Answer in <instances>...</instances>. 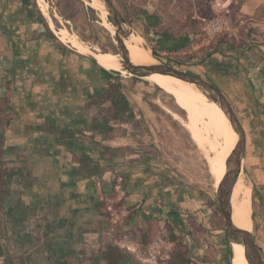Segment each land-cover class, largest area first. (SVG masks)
Masks as SVG:
<instances>
[{"label": "crops", "instance_id": "1", "mask_svg": "<svg viewBox=\"0 0 264 264\" xmlns=\"http://www.w3.org/2000/svg\"><path fill=\"white\" fill-rule=\"evenodd\" d=\"M0 29L5 48L0 59V188L7 190L0 213L11 221L14 264L74 262L82 232L97 228L92 220L117 201L122 204L115 210L120 213L123 207L126 215L116 222L136 213L124 230L162 208L188 206L190 197L181 191L178 178H172L174 173L159 166L156 155L134 147L130 123L110 120L115 129L126 131L105 135L93 127L85 105L100 92L105 78L92 59L62 51L46 36L31 0H0ZM254 56L256 64L261 55ZM210 64V70L220 66L226 73L230 67L238 73L244 111L261 121L258 141L255 137L246 158L264 196V92L252 85L248 62L230 65L221 59ZM132 103L135 114L143 110L137 100ZM100 146L110 150L101 153ZM125 146L132 150L121 149ZM118 176L123 178L122 196L115 190ZM112 185V195L103 192V186ZM198 205L197 201L194 208ZM104 229H98L101 235Z\"/></svg>", "mask_w": 264, "mask_h": 264}, {"label": "rangeland", "instance_id": "2", "mask_svg": "<svg viewBox=\"0 0 264 264\" xmlns=\"http://www.w3.org/2000/svg\"><path fill=\"white\" fill-rule=\"evenodd\" d=\"M47 1L51 5L50 26L52 23L55 27L53 21L55 17L60 27L75 31L90 46L100 50L113 49L117 52L115 35L104 26L99 10L90 7L84 0ZM113 2L125 19L131 22L134 35H141L148 47L153 46L157 40L149 38L144 32L142 18L137 15L142 10L155 15L152 21L156 22L154 28L158 32L169 33L175 37L189 34L190 43L185 48L179 51L157 49L159 58L180 70L199 74L215 85L219 84L220 86H217L232 104L246 132V151L242 164L246 174L243 173L241 178L248 182V175L252 182L251 232L264 254V196L254 183L249 158H246V154L252 151L255 137L258 141L256 130L258 131L257 127L261 121L257 117L255 119L248 117L249 111H244L242 105L244 86L236 81L238 73L230 67L226 73L220 72V66L210 70L211 61L216 63L223 59L230 65L241 64L247 62L248 53L258 54L259 49L264 52V0H113ZM214 17L226 21L229 28L215 33L210 38L205 27L207 21ZM107 23L115 29L109 19ZM122 27L123 33L127 35L129 27L124 24ZM218 37H222L223 42L216 45ZM63 44L70 49L69 51L89 58L74 49L77 48L74 44ZM250 71H253L252 68ZM113 75L121 80L129 100L131 102L137 100L143 105V110L135 114L140 117L135 118V121L141 119L142 122L132 123L130 128L135 138L134 147L144 149L149 155H156L159 166L174 173L172 178H178L182 186L181 191L187 192L190 199L188 206L176 207L181 209L185 222V227L180 233L177 232L181 236L180 242L172 240L169 236L170 219L167 217L169 207L160 209L159 214L146 218L127 230L123 229L124 221L114 222L110 217L111 225L105 227L102 235L103 241L105 240L110 247L111 264L122 263L129 255L130 264H170L178 251H184L189 255L191 259L189 264H224L225 254L220 239L225 234V225L212 177L219 166L207 163L205 152L193 142L185 127L170 114L168 110L184 116L185 111L177 106L169 92L166 93L142 77L124 76L119 71L113 72ZM234 89H239L240 92L236 94ZM261 127L262 132L264 128ZM163 176L169 179L166 174ZM194 200L200 204L196 208ZM10 228L11 221L6 219L4 213H0V245L5 248L10 264H14Z\"/></svg>", "mask_w": 264, "mask_h": 264}, {"label": "bare ground", "instance_id": "3", "mask_svg": "<svg viewBox=\"0 0 264 264\" xmlns=\"http://www.w3.org/2000/svg\"><path fill=\"white\" fill-rule=\"evenodd\" d=\"M84 1L89 6L100 11L104 26L111 34H114L115 29L108 26V12L103 2L100 0ZM36 2L39 9L50 23V3L47 0H36ZM50 28L54 29L55 34L62 42L74 44L77 47L74 49L78 52L92 54L97 63L105 69L109 71L117 70L124 76L132 75L122 67L120 63L121 56L119 54L90 46L73 30H68L63 27L57 28L54 27L52 23ZM123 39L129 52V57L134 64H152L160 62L159 58L152 55L150 47L145 45L141 35H134L132 31L127 33ZM143 79L157 85L166 93L169 92L176 101L177 106L182 107L185 111L184 116H182L174 111L168 110L189 132L193 142L205 152L207 163L219 166L212 176L213 184H215L214 187H217L219 181L225 174L226 159L234 149L238 140V133L233 129L232 124L222 108L214 100H211L207 94L194 83L181 80L175 76L154 72L144 76ZM243 173L246 174L244 171L240 172L232 189V220L236 226L247 232H251L253 229V210L250 197L252 182L248 175V182L244 181L243 178H241ZM231 248L232 264H248L245 255L246 250L242 244L232 241Z\"/></svg>", "mask_w": 264, "mask_h": 264}, {"label": "trees", "instance_id": "4", "mask_svg": "<svg viewBox=\"0 0 264 264\" xmlns=\"http://www.w3.org/2000/svg\"><path fill=\"white\" fill-rule=\"evenodd\" d=\"M33 7L37 12L38 18L41 21V24L44 27V32L47 37L52 38L56 41V43L61 47L62 51H68L70 50L65 44H63L53 33L51 28L49 27V24L46 20V18L41 13L39 7L37 6L36 2L32 1ZM93 10V9H91ZM138 16L143 18L144 23L148 26L147 30H150V27H153L156 22L152 21L155 18V15L153 13H148L146 10H142L137 13ZM108 19L114 23L111 17H108ZM54 25L60 27V24L58 20L53 17ZM102 28V27H101ZM103 31L106 32L108 36L109 33L103 28ZM147 37V36H146ZM110 38V37H109ZM190 35H180L178 37L172 36L171 34L164 33V35H161L158 39L159 46L158 48L152 47L153 52L157 53V49H161L163 51H179L183 48H185L190 43ZM223 42L222 37H218L216 39V45ZM217 48V46H215ZM104 51H114L113 49H104ZM192 58V57H189ZM93 64L96 66V68L100 71V73L105 78V85L101 87L100 92H98L96 95H91L88 100V102L85 105V111L88 116L91 117L93 127L102 134H108L110 132L120 131L123 130L126 131L125 128L117 127L116 129L109 124L110 120H114L115 122H127V123H137L140 124V121H135V113L134 111L135 106L134 104L129 100L127 95L125 94L123 90V84L121 80L117 77H114L113 72H117L115 70L109 71L105 69L104 67L100 66L94 59L91 60ZM213 83V82H212ZM158 87V86H157ZM160 88V87H158ZM161 89V88H160ZM95 145H97V142H93ZM120 149V148H119ZM121 149H130L129 146L121 147ZM110 150L108 146H100V152L104 153L105 151ZM132 150V148L130 149ZM255 187L253 188V190ZM103 192L106 194L112 195L114 193V186L112 185L110 188H106L103 186ZM7 194L6 189L0 188V212L3 210L4 207V200ZM124 201V199H123ZM122 200L117 201L115 203V207L118 208L121 206ZM101 205H104V202L101 203ZM135 210L130 212V214L124 219V225L127 226L128 219L134 218ZM167 217L170 219V222L168 223L169 226V236L172 240L180 242L181 236L177 233L185 227V222L182 217V215L179 213L177 208H170L167 211ZM110 215L106 211H99L97 216L92 220L96 222L95 226L98 229H103L104 227L111 225L110 223ZM254 227H256V222L254 221ZM220 243L222 246V249L224 250V264H232L231 261V250L228 243V240L226 238V235L223 234V236L220 239ZM125 251V249H122ZM128 253V251H125ZM129 254V253H128ZM191 259L189 258V255H187L184 251H178L174 254V257L171 259L170 264H189ZM127 264L129 263V260L126 261ZM66 264V262H65ZM69 264V263H68Z\"/></svg>", "mask_w": 264, "mask_h": 264}, {"label": "water", "instance_id": "5", "mask_svg": "<svg viewBox=\"0 0 264 264\" xmlns=\"http://www.w3.org/2000/svg\"><path fill=\"white\" fill-rule=\"evenodd\" d=\"M100 1L103 2L108 12V17H111L112 20L114 21L113 23L115 27L114 35H115L116 44L118 46V50L115 53L121 56L120 63L124 69H126L129 73L137 77L143 78L144 76L149 75L151 73L159 72L162 74L175 76L187 82L194 83L198 88H200L203 92H205L211 100H214L216 103H218V105L222 108V110L228 117L230 123L232 124L233 129L238 133V140L234 146V149L227 157L225 162L226 164L225 174L219 181L217 187L214 188L220 210L223 214L224 225H225L224 230L230 246L231 254H232L231 242L235 241L237 243L242 244L245 247L246 250L245 255L248 264H264L263 249L258 243L255 242L252 232H247L246 230L236 226L232 220V209H231L232 189L240 172L244 171V167L242 164L244 161L245 151H246V132L232 104L230 103L226 95L223 93V91L217 85L205 79L199 74L190 71L180 70L170 65L166 61L161 60L159 58L160 55L158 53L153 52L151 47L150 49L152 51V55L154 57L159 58L160 62L152 63V64H134L129 57V52L124 43L123 37L126 34L123 33V29H122L123 28L122 25L124 24L129 27L128 33L132 32L134 28L132 27L131 22L125 19V17L122 15L120 10L114 4L113 0H100ZM43 16L46 18L44 14ZM46 20L49 24L47 18ZM84 54H86L90 59L95 60V57L92 54L90 53H84Z\"/></svg>", "mask_w": 264, "mask_h": 264}, {"label": "flooded vegetation", "instance_id": "6", "mask_svg": "<svg viewBox=\"0 0 264 264\" xmlns=\"http://www.w3.org/2000/svg\"><path fill=\"white\" fill-rule=\"evenodd\" d=\"M143 25V30L147 33L148 37H153L157 40L156 43H153V46L157 48L159 46L158 39L161 35H164V33L155 30L154 26L150 27V30H147L148 26L144 23V21ZM2 35H4V33L0 29V37ZM4 50L5 48L0 42V59ZM254 54L255 53L253 52V55L251 54L247 57V72L254 87L259 88L262 92H264V52L259 49L258 54L261 55V60L256 64L253 62L255 58ZM254 61L256 62V59ZM250 68H252L253 71H250ZM82 233L83 234L80 237L82 240L80 239L81 243H79V251L75 257V261H69V264H111L112 261L109 258V244H107L105 240L103 241V237L98 229H86ZM127 260H129V263L131 262L130 255L119 264H127ZM10 262L11 261H9L5 248L0 245V264H10Z\"/></svg>", "mask_w": 264, "mask_h": 264}, {"label": "built area", "instance_id": "7", "mask_svg": "<svg viewBox=\"0 0 264 264\" xmlns=\"http://www.w3.org/2000/svg\"><path fill=\"white\" fill-rule=\"evenodd\" d=\"M229 28V25L226 21H222L218 19L217 17H214L213 19L207 21L205 30L207 31L208 35L210 38L214 36L215 33L221 32L222 30H226ZM122 177L118 176L116 185H115V190L122 196L124 194V190L122 188ZM98 189H101V183L100 181H97L96 183ZM121 211L120 213H117L115 210L114 206L112 204L107 206V211L111 214V216L114 218V222L119 220L120 216L126 215V209L125 208H120Z\"/></svg>", "mask_w": 264, "mask_h": 264}]
</instances>
